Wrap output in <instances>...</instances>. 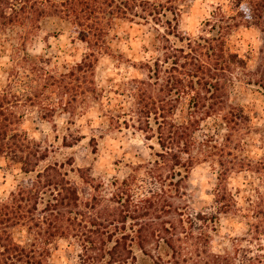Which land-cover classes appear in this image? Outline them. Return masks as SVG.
<instances>
[{
  "label": "trees",
  "instance_id": "obj_1",
  "mask_svg": "<svg viewBox=\"0 0 264 264\" xmlns=\"http://www.w3.org/2000/svg\"><path fill=\"white\" fill-rule=\"evenodd\" d=\"M181 1L0 0V31L19 23L38 28L50 16L73 24L90 52L61 74L68 78L94 73L98 54L110 49L108 37L115 19L153 24L158 44L141 63L146 78H134L129 87L134 99L130 111L152 150L154 163L148 173L169 171L165 179L154 176L158 187L141 197L134 193L132 182L117 187L111 196L103 194L101 186L80 168L75 170L71 160L49 159L53 145L30 136L23 127L24 107L34 105L38 88L26 85L18 93L14 81H8L0 89V168L16 166L19 173L8 193L0 195V264H52V244L58 239L81 247L79 264H264V220L247 231L249 246L226 254L209 249L219 214L238 204L227 179L234 172L256 168L252 160L234 152L254 125L242 107L230 103V92L247 84L264 94V55L249 71L245 59L229 46V36L241 25L257 26L264 35V0H228L227 10L224 5L214 7L202 21L201 32L194 35L179 29ZM47 85L64 94L73 90L45 80ZM86 91L82 101L100 96L92 82ZM74 99L71 96L68 103ZM214 116L227 128L222 140L219 132H205L202 127ZM208 160L219 165L220 183L214 190L217 212L163 219L171 211L173 191L180 192L194 165ZM256 192L253 216L258 209L264 212V192Z\"/></svg>",
  "mask_w": 264,
  "mask_h": 264
},
{
  "label": "rangeland",
  "instance_id": "obj_2",
  "mask_svg": "<svg viewBox=\"0 0 264 264\" xmlns=\"http://www.w3.org/2000/svg\"><path fill=\"white\" fill-rule=\"evenodd\" d=\"M227 1L178 2L181 6L179 29L192 35L201 32V23L211 10L218 5H224L227 10ZM157 34L153 24L117 18L108 37L110 49L98 54L94 73L68 78L61 74L69 72L90 52L71 22L50 16L42 19L38 28L19 23L0 31V89L5 88L8 81H14V91L18 93H22L26 85L40 92L33 106L24 107L23 127L30 136L53 145L51 161L71 160L75 170H83L108 196L117 187L124 188L132 182L134 193L141 197L149 188L158 187L154 176L161 174L165 179L169 173L167 169H153V173H148V167L154 163L152 150L137 117L130 111L134 99L129 96V87L134 78H146L141 63L154 54ZM229 46L245 59L248 70L253 71L264 55V35L257 26L241 25L229 36ZM43 79L47 83L67 84L73 90L69 94L61 93V89L44 86ZM91 82L100 96L82 101L83 92ZM71 96L75 99L69 104ZM230 103L242 107L254 125L253 131L242 136L234 152L252 160L256 168L234 172L227 179V186L238 204L232 211L219 214L209 242L214 254L235 253L237 248L249 246L247 231L253 223L264 220L263 209H258L253 216L259 194L256 190L264 192V94L255 86L243 84L230 92ZM41 106L56 110L47 113ZM220 123L214 116L203 122L202 127L205 132H219L222 140L227 128ZM18 173L16 166L0 168V195L8 193ZM218 174L219 165L211 160L194 165L182 182L180 192L173 191L169 200L171 211L165 212L163 219L176 221L179 213L185 218L198 213L205 216L216 213L219 204L215 202L214 190L220 183ZM71 176L81 184L77 172ZM80 252L81 247L76 242L58 239L52 244L50 262L79 264Z\"/></svg>",
  "mask_w": 264,
  "mask_h": 264
},
{
  "label": "clouds",
  "instance_id": "obj_3",
  "mask_svg": "<svg viewBox=\"0 0 264 264\" xmlns=\"http://www.w3.org/2000/svg\"><path fill=\"white\" fill-rule=\"evenodd\" d=\"M206 7V6H205ZM194 8H195V5H194Z\"/></svg>",
  "mask_w": 264,
  "mask_h": 264
}]
</instances>
